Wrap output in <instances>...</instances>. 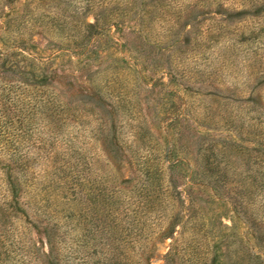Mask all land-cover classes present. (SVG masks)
Here are the masks:
<instances>
[{
  "label": "trees",
  "instance_id": "16d2710c",
  "mask_svg": "<svg viewBox=\"0 0 264 264\" xmlns=\"http://www.w3.org/2000/svg\"><path fill=\"white\" fill-rule=\"evenodd\" d=\"M121 1L140 10L139 29L107 23L126 14L108 12L101 1L92 23L73 24L58 11L40 14L39 27L64 43L45 59L27 52L33 46L19 39L14 23L0 27V264H153L155 242L167 239L163 264H221L223 247L227 253L232 247L234 264H264V243L252 233L264 227V133L246 140L240 133L220 139L198 133L200 113L181 82L215 90L217 73L208 64L204 72L188 69L198 59L186 55L190 43L175 33L184 0ZM111 27L164 52L148 57L164 63L162 76L142 73L140 51L117 59L125 64L120 69L109 60V41L118 45ZM210 31H195L192 52L205 41L222 43ZM201 49L203 55L212 48ZM59 57L69 68L56 67ZM112 106L124 124L136 123L127 131L132 138L120 141L126 150L109 134ZM124 162L135 167V178L121 179ZM225 201L243 231L218 226ZM32 234L43 239L35 243Z\"/></svg>",
  "mask_w": 264,
  "mask_h": 264
},
{
  "label": "rangeland",
  "instance_id": "374dc122",
  "mask_svg": "<svg viewBox=\"0 0 264 264\" xmlns=\"http://www.w3.org/2000/svg\"><path fill=\"white\" fill-rule=\"evenodd\" d=\"M91 1L0 0V27L4 28L6 26L7 28V25L9 27V22L14 23L13 29L20 28L16 30L19 33L18 36L21 37L19 39L29 42L33 46L34 52L29 50L27 52L44 57V59L59 55L61 51H58V48L64 47V43L51 37L39 27L36 19L42 13L58 11L65 17H70L69 21L73 24L76 22L92 23L99 13V10L95 9L94 4H98V1H101L102 3L105 2L104 4L108 3L105 6L108 12L126 14V16L107 17V19L105 18L107 23H124L130 27V31L133 28L139 29V18H141L139 9H132L129 5H123L124 2L121 0H94L95 2L93 3ZM141 2V0H138L137 5L139 6ZM182 5V15L178 25L175 27V33L178 30L180 33L179 38L189 41L190 45L186 55L190 58L198 59V63L196 65L192 63L188 66V69L193 67L190 72L197 71L200 73L205 71L208 64L207 71H215L217 73L215 80H213L214 85L217 86L215 90H213L214 87H205L203 84L181 82L186 88V92H183L185 93L186 101L189 104L192 103L193 111L197 110L200 113L198 121L201 126L198 127L197 132L209 133L213 135L214 139L231 137L233 136L231 133H240V137L245 140L249 139L246 137L255 133H264V0H260L256 6H251L247 2L240 6L222 0H206L196 5L192 0H184ZM82 6L86 8L84 11L79 10V7ZM128 8H130L129 11H127ZM257 10L258 12L256 13L255 11ZM237 11H247L248 13L236 16L233 13ZM254 13L256 15L252 18L249 14ZM103 14H106V12ZM148 17L150 20L154 19L156 14L151 13ZM148 25L151 26L152 21H148ZM234 25H236V28ZM161 26V24L156 23L154 33H158ZM163 27L167 29L164 25ZM245 28L250 29V33ZM209 29L211 31L208 32V36L215 38L216 42L222 41V43L217 46L205 41L203 47L212 48L210 49V54L200 55L199 53L203 51L201 49L203 47H199V49L192 52L194 40L199 38L195 31H209ZM109 32L113 41L118 42V45H115L112 41H109L105 50L109 60L118 61L117 59L123 57L125 59L129 57L138 58L140 51L141 54H144V58H141L140 66L142 73L148 77H155L154 79L162 76L161 72L164 70V63L155 58L152 59L154 62H149L148 57H152L154 54L163 57L162 53L164 52L156 48L154 50L149 43L139 41V38L136 37L137 35L134 37L133 34V37L130 36L125 40V36L116 33L117 31H115L114 27H111ZM15 33L10 38L16 36ZM6 34V32H3V39ZM203 37H207V34ZM15 43H18V41ZM17 45L21 47L19 44ZM67 59L59 57L55 61L56 67L61 70L69 68ZM124 66V63L118 61L117 67L119 69ZM164 81H167V79L164 78ZM203 86L205 88L201 89ZM60 90L62 89L60 88ZM210 92L214 93L215 96L210 97ZM65 95L68 96L67 94ZM113 107V111L109 109L111 112L110 119L114 123L113 126L111 125L112 128L109 134L111 137L117 136L116 139L119 143L121 139L130 140L132 137L127 131L130 127L135 126L136 123L124 124L125 119H121L118 116L119 110H117V107ZM207 117L213 120H222V123L219 124V127L213 126L212 123L207 122ZM119 145L123 150H126L123 147L124 145L121 143ZM246 145L251 146L252 144L247 142ZM92 146H95L94 142ZM189 162L192 164L190 159ZM121 166L122 169L119 171L121 179L135 178V167L129 166L126 162ZM232 205L233 203L225 201L218 206L220 213L217 219L219 221L218 226L223 228V231L231 230V232L237 233V231L244 230V224L234 217ZM252 233L256 240L258 238L262 239L264 243V227L262 230L259 228L258 231L256 230ZM32 235L35 243L37 240L43 239L42 235L37 237L34 234ZM169 243V239L155 242L153 258L151 259L153 264H163L162 255L167 251ZM231 250L232 247L228 249L227 253L225 247H223L222 251L224 255H227L221 258V264H234Z\"/></svg>",
  "mask_w": 264,
  "mask_h": 264
}]
</instances>
